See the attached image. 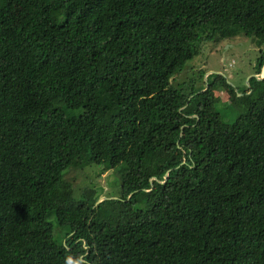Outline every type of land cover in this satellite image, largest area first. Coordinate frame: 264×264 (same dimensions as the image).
I'll return each instance as SVG.
<instances>
[{
  "label": "trees",
  "instance_id": "trees-1",
  "mask_svg": "<svg viewBox=\"0 0 264 264\" xmlns=\"http://www.w3.org/2000/svg\"><path fill=\"white\" fill-rule=\"evenodd\" d=\"M238 32L264 0L0 7V264H264V50L240 91L175 78Z\"/></svg>",
  "mask_w": 264,
  "mask_h": 264
},
{
  "label": "rangeland",
  "instance_id": "rangeland-1",
  "mask_svg": "<svg viewBox=\"0 0 264 264\" xmlns=\"http://www.w3.org/2000/svg\"><path fill=\"white\" fill-rule=\"evenodd\" d=\"M9 5V0H0V7L5 8ZM264 50V44L257 45L254 38L241 32L229 37H223L218 40H209L200 46L199 52L190 59L189 64L175 78L179 80H188L187 76L193 78L194 84H197V71L204 69V76L209 72L220 73L224 80L230 84L233 89L240 91L248 84L252 73V65L256 59L259 50ZM263 72L261 68L258 72L260 76ZM190 73V75H189ZM220 104L224 109L223 117L230 120L237 110L232 103L225 100V94L221 95ZM112 172V171H111ZM109 171L100 173L99 183L96 186L102 191L103 196L115 197L116 194V175ZM91 178V180H90ZM94 176L89 177L88 181H96ZM102 187V188H101Z\"/></svg>",
  "mask_w": 264,
  "mask_h": 264
}]
</instances>
